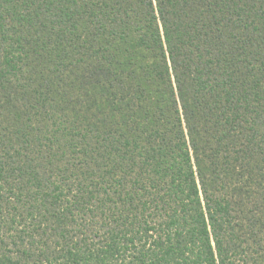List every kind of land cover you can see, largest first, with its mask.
<instances>
[{
  "label": "trees",
  "instance_id": "obj_1",
  "mask_svg": "<svg viewBox=\"0 0 264 264\" xmlns=\"http://www.w3.org/2000/svg\"><path fill=\"white\" fill-rule=\"evenodd\" d=\"M0 264H264V0H0Z\"/></svg>",
  "mask_w": 264,
  "mask_h": 264
}]
</instances>
